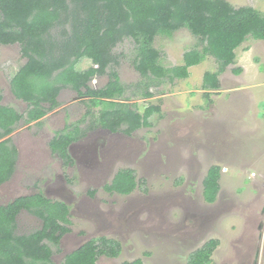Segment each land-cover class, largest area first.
<instances>
[{"label": "rangeland", "instance_id": "1", "mask_svg": "<svg viewBox=\"0 0 264 264\" xmlns=\"http://www.w3.org/2000/svg\"><path fill=\"white\" fill-rule=\"evenodd\" d=\"M227 1L235 7L252 6L264 15V0ZM158 36L153 45L166 67L181 64L184 51L201 48L187 28ZM263 43L248 37L242 45L253 46V51L244 52L240 46L235 52V63L245 64L252 74L258 67L259 74L251 76L259 83L251 92L240 91L238 96L220 81V88L207 90L210 94L204 97L203 74L216 70L215 58L208 56L191 66L185 79L170 82L162 77L151 83L133 67L136 47L131 39H124L114 48L118 64L108 71L113 68L118 73L125 86L123 98L139 110L160 106V112L149 118L152 125L131 136L104 130L95 121L99 107H87L86 100L65 87L58 108L38 123L21 121L11 134L19 155L14 174L0 186V205L40 189L48 198L69 205L70 231L58 246L51 244L53 264H63L68 253L101 235L117 239L121 251L114 258L99 256L96 264H123L136 258L144 264H187L188 255L211 238L218 244L209 264H264ZM255 56H259L256 61ZM25 61L18 45H0V103L22 113L27 105L13 95L10 85ZM89 65L83 60L81 68ZM230 69L224 70L225 77L232 76ZM106 82L107 74L90 84L99 88ZM144 90L153 96L144 98ZM230 93L235 96L228 97ZM87 109L91 113L86 114ZM253 113L260 120L254 122ZM231 114L240 121L223 118ZM77 123L90 130L71 145L74 164L65 167L49 141ZM215 164L221 166L220 189L215 200L207 202L202 179ZM120 168L134 170L144 183L129 195L106 193L103 184L110 183ZM89 189L97 190L94 196L87 194ZM40 226L39 218L24 210L17 217L16 232L29 233Z\"/></svg>", "mask_w": 264, "mask_h": 264}, {"label": "trees", "instance_id": "2", "mask_svg": "<svg viewBox=\"0 0 264 264\" xmlns=\"http://www.w3.org/2000/svg\"><path fill=\"white\" fill-rule=\"evenodd\" d=\"M181 28L196 36L201 48L184 51L179 65L163 66L154 40ZM248 37L264 40V15L252 6L235 7L227 0H0V45H18L26 59L13 75L10 88L27 105L22 113L0 103V185L11 177L17 160V149L9 135L21 121H37L56 108L57 95L64 86L89 97L87 106L99 107L96 123L111 132L130 135L152 125L149 118L160 112V106L147 105L139 110L123 98L125 86L118 73L113 68L108 71L118 64L114 48L124 39H131L136 47L133 67L151 83L162 77L170 82L185 79L191 66L208 56L215 58L216 70L203 74L201 87L208 97L207 90L220 88L219 75L235 63V51ZM83 60L91 65L79 69ZM240 70L236 67L233 72ZM95 74H107V82L98 89L90 84ZM141 95L153 96L149 90ZM87 113L91 111L87 109ZM84 133L78 124L65 128L50 141L51 149L68 164V145ZM220 172V165H211L202 179V195L207 202H213L218 194ZM142 183L134 170L120 168L104 189L126 195ZM94 192L89 191L90 195ZM23 210L39 218L41 226L19 234L17 217ZM70 223L68 205L42 191L0 205V264H53L51 244L59 245L61 237L70 231ZM217 244L215 238L207 240L188 255L187 264H209ZM120 251L118 240L93 237L68 253L63 264H96L99 256L114 258ZM123 264L144 262L136 258Z\"/></svg>", "mask_w": 264, "mask_h": 264}, {"label": "crops", "instance_id": "3", "mask_svg": "<svg viewBox=\"0 0 264 264\" xmlns=\"http://www.w3.org/2000/svg\"><path fill=\"white\" fill-rule=\"evenodd\" d=\"M262 45H264V43ZM240 46L244 49V52H248L249 51L251 53L253 51V49H254L253 46H251V45L250 46L240 45ZM260 50H261V48H260ZM236 51H237V49H236ZM237 56H238V54L236 53V58H237ZM253 58L256 61V59H259V56H255ZM255 61H253V64L256 63L255 65H258V63L255 62ZM229 66H231L230 70L233 73V74H231L232 76H230V75L228 76L227 75V77H225L226 72H227V70H226V72L224 71L222 76L220 77V79H221L220 81H221V84L223 86L227 87L226 89L230 88V90H229L230 92H233V93L238 92L236 95L241 96L242 93L240 91H244V90H249L250 91L252 88H254L255 85H257L259 83V82H256L255 80H252L253 77L251 76L253 74L254 75L259 74V70H258L257 66H256V73H255L254 70H252L253 74L248 70L249 67H247L245 64L241 63L240 61H237L236 63L231 64ZM236 67L241 69L240 72L237 73V74L233 72V69L236 68ZM229 77H232V79H229ZM234 79H235V81H234ZM228 83H229V85H228ZM233 93H230V95H228V97H230V98L234 97L235 95ZM232 101H234L235 103L237 102V100H232ZM235 116H238V115H234V114L232 115L231 114V115H227L226 117H223V118L226 121H230V120L233 121V119H237L238 121H240V119L235 117ZM239 116H240V113H239ZM253 118H254L253 121L255 122V121L260 120L261 117L259 116V114L257 115V114L253 113ZM246 134H248V133H246ZM221 150L225 151L224 147H222Z\"/></svg>", "mask_w": 264, "mask_h": 264}, {"label": "flooded vegetation", "instance_id": "4", "mask_svg": "<svg viewBox=\"0 0 264 264\" xmlns=\"http://www.w3.org/2000/svg\"><path fill=\"white\" fill-rule=\"evenodd\" d=\"M81 65H82V61L79 63V69H82L81 68ZM90 65H91V63H90ZM93 67L95 68V70L97 69V65L96 64H93ZM83 69H85V68H83ZM96 76H98L97 74H95L94 75V77L92 78V80L96 77ZM98 77H100V76H98ZM91 80V81H92ZM65 87H70V86H64L61 90H63ZM71 88V87H70ZM72 89V88H71ZM94 89H98V88H94ZM60 90V91H61ZM73 90V89H72ZM60 91H59V93H60ZM76 92V91H75ZM59 93H58V95H57V100H58V96H59ZM77 94V93H76ZM77 96L79 97V98H82V100H86L85 102H86V105H87V100L89 99V97H86V96H79L78 94H77ZM24 102V101H23ZM60 106V103H59V100H58V106L56 107V108H58ZM87 107H89V106H87ZM56 108H54L53 110H55ZM53 110H51V111H49V112H47L44 116H46L48 113H50V112H52ZM86 114H87V111H86ZM43 116V117H44ZM42 118V117H41ZM39 121H37V123H38ZM78 124V123H77ZM75 125V124H74ZM79 125V124H78ZM101 127V126H100ZM79 128H80V125H79ZM102 128V127H101ZM104 130H108V131H110L109 129H106V128H103ZM140 129V128H139ZM65 130V129H64ZM80 130H82V129H80ZM88 130H90V128H88L87 130H85V133L84 134H82L81 136H79V138H77L75 141H72L69 145H68V148H67V152L69 153V155H70V158H71V161L67 164V163H64L65 162V160H64V158L60 155V153H58V151H54V150H52L51 149V146H50V141L57 135V133L59 132H57L55 135H54V137H52L51 138V140L49 141V147H50V150L52 151V153L53 154H55L56 156H58L59 158H60V160L62 161V165H64L65 167H67V166H71L72 164H74V159H73V157H72V155H71V153H70V148H71V145L72 144H74L75 142H77L80 138H83V136H85L86 135V132L88 131ZM138 130V129H137ZM137 130H135V131H137ZM134 131V132H135ZM14 132V131H13ZM12 132V133H13ZM111 132V131H110ZM134 132H132V134L134 133ZM11 133V134H12ZM112 133H115V132H112ZM120 133H122V132H120ZM11 134L9 135L10 137H11ZM122 134H124V133H122ZM132 134H130V135H126V134H124V135H126V136H131ZM12 138V137H11ZM16 146V145H15ZM16 149H17V146H16ZM18 155H19V152H18V149H17V157H18ZM16 164H17V160H16ZM16 164H15V168H16ZM15 168H14V172H15ZM14 172H13V174H14ZM12 174V175H13ZM11 175V176H12ZM114 177V175L112 176V178ZM11 178V177H10ZM9 178V179H10ZM8 179V180H9ZM7 180V181H8ZM112 180V179H111ZM110 180V181H111ZM6 182V181H5ZM4 182V183H5ZM3 184V183H2ZM1 184V185H2ZM107 183H105V184H103V190L106 192V193H108V194H119V195H124V194H120V193H117V192H112V193H110V192H108V191H106L105 189H104V186L106 185ZM0 185V186H1ZM90 190H95V192L97 191L96 189H89L88 191H87V194L89 195V196H94V195H90V193H89V191ZM38 191H42L41 189L40 190H38ZM37 191V192H38ZM43 192V191H42ZM94 192V193H95ZM34 193H36V192H32V193H29V194H34ZM44 193V192H43ZM45 194V193H44ZM131 194V193H130ZM24 195H28V194H24ZM126 195H129V194H126ZM46 196V195H45ZM66 204V203H65ZM66 205H68V204H66ZM68 207H69V205H68ZM24 211V210H23ZM69 219H70V207H69ZM65 235V234H64ZM101 236H105V235H101ZM63 237V236H62ZM61 237V238H62ZM98 237V236H97ZM105 237H108V236H105ZM93 238V237H92ZM108 238H112V237H108ZM113 239H115V238H113ZM117 240V239H116ZM104 256V255H103ZM108 257V256H107ZM111 258H113V257H111Z\"/></svg>", "mask_w": 264, "mask_h": 264}, {"label": "clouds", "instance_id": "5", "mask_svg": "<svg viewBox=\"0 0 264 264\" xmlns=\"http://www.w3.org/2000/svg\"><path fill=\"white\" fill-rule=\"evenodd\" d=\"M91 239V238H90Z\"/></svg>", "mask_w": 264, "mask_h": 264}]
</instances>
